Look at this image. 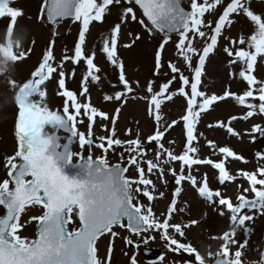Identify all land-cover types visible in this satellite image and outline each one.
Segmentation results:
<instances>
[{
    "label": "snow or ice",
    "instance_id": "1",
    "mask_svg": "<svg viewBox=\"0 0 264 264\" xmlns=\"http://www.w3.org/2000/svg\"><path fill=\"white\" fill-rule=\"evenodd\" d=\"M13 0H0V18L10 19L9 27H13L17 18L22 15V10L11 6ZM47 5V19L55 22L57 18L72 17L81 22L78 41L74 46V54H65L63 60L53 66L54 55L50 41L47 51L42 57L36 70L31 74L32 78L18 85L10 81L14 92V100L18 106V121L16 123V136L18 150L13 156L6 158V178L0 181V206L5 209V214L0 216V264H110L112 244L107 249V261L97 257V241L105 234H110L113 240L119 235L115 228L125 229L134 236L142 237L147 244L154 240L155 236L144 233L158 232L162 240L167 241L168 248L175 253L195 254L194 262L185 261L184 264H242L240 250L235 251L234 259H229V247L236 244L234 239L236 231L245 228V222L251 220V216L242 215L244 208L259 209L264 211V152H257L258 167L256 171H241L239 175L244 177L248 188H242L238 196L239 203L233 204L230 198H225L221 191L213 190L208 183L207 173L198 181L192 174L194 165H210L218 170L219 184L224 185L227 181H233L235 176L226 168L225 161L232 158L243 161L244 157L235 153L230 147H218L215 142L207 141L213 150L217 149L223 158L216 162L210 158H200L197 154L199 146L194 145L199 137L196 135V125L200 122L203 113H207L217 101H225L233 98L238 105L245 106V114L239 119L248 120L255 114H264V80H257L251 74L257 58L264 61V13L257 14L250 7V0H190V10L182 6L181 0H125L123 12L119 22L114 25L110 32V38L103 40L102 52L107 61L118 70V82L124 91H116L114 95H105L106 101H122L126 103L127 93L133 91L131 83L126 79L124 64L118 56V39L122 32V26L137 22L152 35L155 32L163 33V37L154 53V76H159L163 71L164 76L170 78L154 90V81H148L146 90L150 94L149 114L154 118L157 130L147 137V143L156 144L155 155L148 158L149 149L145 141L141 140L139 133L132 137L131 129L125 133L129 138L121 139L115 127L120 109H116V115L110 116L107 112L99 110L90 103L78 100L77 93L66 90L64 64L71 61L79 64L86 63L87 72L81 80L79 95L85 97L89 89L87 82L99 81L101 69L94 63L95 52L88 54L85 50L86 34L93 21L102 22L106 13L110 12V6L121 5L122 0H45ZM134 6H139L143 16L147 18L137 19ZM222 8L218 19L211 20L206 17L216 15L217 9ZM44 9H41L43 19ZM246 17L253 26L250 36L245 38L241 35L237 39L224 35L226 29L234 23L233 16ZM7 28V29H8ZM172 34H176L178 40L172 41ZM133 36L131 32L128 33ZM135 35L130 43L124 47H131L140 40ZM223 39L227 43L223 52L230 58L229 65H239L237 72L229 75L247 82V88L242 94L224 91L223 94L208 95L199 90L202 70L206 58L214 52ZM172 41L176 54L180 58L177 63L172 60H164L166 45ZM197 45H202L198 47ZM247 47H244V46ZM26 53L14 54V61L25 58ZM194 58H198L194 65ZM182 62L189 70L191 77L185 75L178 64ZM59 75L58 85L63 91L60 95L66 97L63 115L57 111H51L44 106L46 90L42 88L53 73ZM6 67L0 69V74L6 71ZM75 74V69L72 70ZM179 83L178 88L172 91L174 82ZM137 85L139 82H136ZM118 85H113L117 87ZM190 89V91H188ZM181 95L187 100L186 114L181 116L186 130V143L182 154H177L171 147H165L162 140L165 131L160 129L162 120V105L171 101L174 96ZM38 98V99H37ZM259 103H256V101ZM70 109L73 111L70 112ZM88 121L87 136L77 130L78 123ZM100 121H110L111 128L101 123L100 127L105 135L94 137L93 125ZM238 119L231 116L228 124L217 121L216 126L226 128L233 136H240L231 127V122ZM166 123V122H165ZM172 121L168 127L177 124ZM47 126L52 129H63L71 133L66 143H62V137L55 132L46 130ZM213 127L212 124L208 125ZM258 133L264 137V125L253 124L251 134ZM199 133V136H203ZM78 139L81 149L88 146L89 152L85 157L83 152H73L72 144ZM256 139L252 135V140ZM98 141V142H97ZM169 141V144H172ZM98 148L102 155L93 157L92 149ZM119 151V163L112 164L108 159V153ZM73 157L77 160L74 163ZM180 162L179 172L175 167H169L168 172L174 177L176 185L183 181H189L197 188L199 196L206 202L223 206L220 215L230 213V228L220 237L223 241L221 249L216 253H208V258L199 253L190 244L179 242L175 237L179 234L184 236V228L187 225L173 224V212L175 211L176 199L181 192V187H176L171 204L167 209V215L158 217L153 210L152 201L157 198V186L150 178L157 175V179L166 183L164 165H172ZM144 165L147 166L145 169ZM188 172L185 174V168ZM129 169H134L137 176L130 178L126 175ZM252 192L255 198L247 199L244 193ZM139 195L147 198L148 204L141 203ZM164 197L163 192L158 193ZM41 205L43 214L33 216L27 222H22V214L30 206ZM184 211V209H181ZM78 216L80 227L71 231L68 225L72 223L73 214ZM38 222L37 238L29 240L22 238L19 231L31 223ZM190 224L197 221L191 220ZM170 229L172 231H170ZM250 230L245 228L246 234ZM126 244H133L129 237H123ZM241 245V248L246 246ZM139 245H137L138 247ZM174 246V247H173ZM211 258V259H209ZM161 261L164 256L161 255ZM131 264H137L136 257L131 258Z\"/></svg>",
    "mask_w": 264,
    "mask_h": 264
},
{
    "label": "rangeland",
    "instance_id": "2",
    "mask_svg": "<svg viewBox=\"0 0 264 264\" xmlns=\"http://www.w3.org/2000/svg\"><path fill=\"white\" fill-rule=\"evenodd\" d=\"M184 6L190 10V0H182ZM202 2V0H201ZM227 2V0H226ZM12 7L22 10V15L17 18L13 27H9L10 19L7 17L0 18V69L6 67V71L0 74V181L6 178L7 170L5 168L6 158L13 156L18 150V139L16 136V123L18 121V106L14 100V92L16 89L10 84V81L17 82L18 85L26 82L32 78L31 74L36 70L39 63L42 62V57L47 51L50 41H54L52 51L54 55L53 66L59 64L65 54L73 55L74 46L78 41L79 31L82 27L80 21H68L59 23L56 27L51 28L47 25L45 19V0H13ZM125 0H122L121 5L110 6L111 11L106 13L105 19L102 22L93 21L89 26V33L86 34L85 50L88 54L95 52L96 56L94 63L101 69L99 73V81L87 82L89 89L85 97L79 95L81 91V80L87 72L86 63L81 61L79 64H73L71 61H66L64 64L65 72V86L66 90H71L77 93L78 100L82 103L87 102L99 110L107 112L110 116L116 115V109H120L118 119L115 127L118 130V136L121 139H128L125 134L128 129H131L132 137L135 138L139 133L141 140L145 141L147 148L150 150L148 158L155 155L156 144L147 143V137L153 135L157 130L156 121L149 114V97L146 87L148 81H154V90H158V86L166 82L169 76H164L163 71L161 75L154 76V53L158 47L163 34L155 32L150 35L142 25L137 22H130L122 26V32L118 39V56L124 64L126 79L131 83L133 91L127 93L126 103L122 101H106L105 95H114L116 91L123 92V86L118 82V70L114 68L102 52L103 40L110 38L111 29L119 22V17L123 12ZM250 7L257 13H264V0H250ZM44 9L43 19H38L41 16V9ZM137 19L146 18L138 6H134ZM222 12V8L217 9L216 15H209L206 17L211 20L218 19V15ZM234 23L230 28L226 29L224 35L237 39L243 35L245 38L251 35L253 26L251 22L244 16H233ZM8 28V29H7ZM131 32L132 37L128 35ZM135 35L141 37L131 47H124L125 44L131 42ZM178 40L177 36H172V41ZM172 41L166 45L164 53V60H172L177 63L180 58L176 54L175 46ZM227 42L220 40L216 50L209 54L206 58L204 68L202 70L201 84L199 90L211 95L223 94L224 91H230L237 94H242L247 88V82L239 78H234L229 75L230 72H237L240 69L239 65H229V57L223 52V47ZM202 47V45H197ZM244 47H247L246 45ZM25 52V58L14 61V54ZM198 58H194V65ZM185 75L191 77L192 73L186 69L182 62L178 64ZM75 69V74L72 70ZM53 73L52 77L42 86L46 90V100L44 106L49 110L54 111L56 108L62 109L65 105L66 97L60 95L63 90L59 88L58 75ZM251 74L257 80H264V61L260 57L254 65ZM139 82L137 85L136 82ZM113 85H118L113 87ZM179 86L178 81L174 82L172 91H175ZM190 91V89H188ZM38 99V98H37ZM256 103H259L257 100ZM187 100L184 96L176 95L171 101H166L162 105L161 113L162 120L160 122V129L165 131L162 143L165 147H171L177 154H182L184 145L186 143V130L184 129V122L180 119L182 115L186 114ZM245 106L238 105L231 97L226 98L225 101H217L207 113H203L200 122L196 125V135L199 137L194 141V145L199 146V152L193 155H199L200 158H210L219 162L222 154L218 153V147L228 146L235 153L244 157L243 161H236L228 158L225 161L226 168L236 177L233 181H227L224 185L219 184L218 170L212 168L210 165H194L192 174L197 177L199 181L202 176L207 173L208 183L211 189L221 191L225 198H230L233 204L239 203L238 196L241 194L242 188H248V181L239 175L241 171H256L258 161L256 158L257 152H264V137L258 133H251L253 124L264 125V114H255L248 120L239 119L246 112ZM73 111L70 109V112ZM231 116H237L238 119L231 122L240 136H233L229 134L226 128L216 126V122L223 121L228 124ZM83 119L84 123L77 124V130L84 132L87 136L88 121L86 117H78ZM178 121L177 124L168 127L172 121ZM166 122V123H165ZM104 123L111 128L110 121H100L93 125L94 137L105 135L101 130L100 124ZM213 127L209 128L208 125ZM203 133V136H199ZM252 135L256 139L252 140ZM172 141V144H169ZM207 141H213L218 146L213 150L207 144ZM98 142V141H97ZM119 151L116 153L109 152L108 159L110 163H119ZM74 152H83L86 157L89 149L85 145L81 149L78 139L75 145ZM93 157L102 155V151L98 148L92 149ZM77 158L74 157L76 162ZM180 162H174L172 165H164L166 183L157 179V175H152L150 178L157 186V196L152 201L154 212L158 217L163 218L167 215V209L173 199V194L176 187H181V192L176 199L175 211L173 212V219L171 223L187 225L184 228V236L176 234V239L185 244H190L199 253L208 258V253H216L221 249L223 241L220 239L223 233L230 228V213L221 216L220 211L223 206H218L206 202L199 196L197 188L193 187L189 181H183L181 185H176L174 177L167 171L169 167H175L179 172ZM145 169L147 166L144 165ZM188 169L185 168V174ZM127 176L135 178L137 176L134 169H129ZM258 188L264 186H257ZM163 192L164 197H159L158 193ZM247 199L255 198L252 192L244 193ZM141 203L148 204V200L143 195H139ZM184 209V211H181ZM4 210L0 206V216H3ZM43 214L42 206H30L24 214H22V222H27L33 216H40ZM242 215L251 216V220L245 222V228L250 231L246 234L245 228H240L236 231L234 239L236 244L229 247V259H234V253L237 250L242 252V264H264V211L259 209L244 208ZM195 220L197 223L190 224L189 221ZM70 230L80 227L78 216L73 214L72 223L68 225ZM38 222L33 220L31 223H26V226L19 231L22 238L34 240L36 238ZM119 235L113 240L110 234H105L97 241V257L107 261V249L111 242L112 253L110 264H131V258L136 257L137 264H184L185 261H193L195 254L175 253L167 246V241L162 240L160 233H144V236L153 235L154 240H150L147 244L143 242L142 237H137L126 231L125 229L115 228ZM170 231H172L170 229ZM129 237L133 240V244H126L123 237ZM241 248L240 246L245 244ZM137 245H139L137 247ZM132 246L136 248V252L132 250ZM174 247V246H173ZM149 248L160 252V256L152 254L149 258L144 254V249ZM161 255L164 256V261L160 260ZM211 259V258H209Z\"/></svg>",
    "mask_w": 264,
    "mask_h": 264
},
{
    "label": "water",
    "instance_id": "3",
    "mask_svg": "<svg viewBox=\"0 0 264 264\" xmlns=\"http://www.w3.org/2000/svg\"><path fill=\"white\" fill-rule=\"evenodd\" d=\"M181 2H182V0H181ZM182 6L184 7V5H183V3H182ZM185 8V7H184ZM186 9V8H185ZM186 10H188V9H186ZM46 19H47V5H46ZM69 20H74L72 17H67V18H57L56 20H55V22H50V21H48V19H47V22H48V25H50L51 27H55L59 22H66V21H69ZM172 35H176V34H172ZM59 114H61V115H63V112H61V111H57ZM49 129H52L51 128V126H47L46 127V130L47 131H49ZM53 130V132H55L57 135H60V130H63V129H59V130H55V129H52ZM71 136V133H69V132H67V138H69ZM62 137V136H61ZM62 139H63V137H62ZM74 144H75V139H74V143L72 144V151H73V147H74ZM149 253H150V251H149ZM158 255H160V253L158 252L157 253Z\"/></svg>",
    "mask_w": 264,
    "mask_h": 264
},
{
    "label": "bare ground",
    "instance_id": "4",
    "mask_svg": "<svg viewBox=\"0 0 264 264\" xmlns=\"http://www.w3.org/2000/svg\"><path fill=\"white\" fill-rule=\"evenodd\" d=\"M45 102H47L46 98H45Z\"/></svg>",
    "mask_w": 264,
    "mask_h": 264
}]
</instances>
